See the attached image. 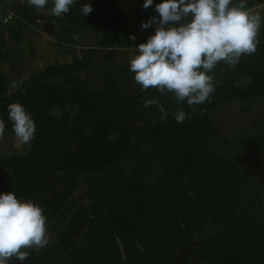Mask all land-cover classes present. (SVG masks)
Wrapping results in <instances>:
<instances>
[{
  "label": "trees",
  "instance_id": "16d2710c",
  "mask_svg": "<svg viewBox=\"0 0 264 264\" xmlns=\"http://www.w3.org/2000/svg\"><path fill=\"white\" fill-rule=\"evenodd\" d=\"M160 2L145 9L144 0H75L68 13L48 20L57 24L60 40H82L88 48L24 78L25 67L17 66L23 52L13 56L7 39L33 21L30 9H40L16 3L14 24L0 26L4 135L17 138L10 103H21L36 124L21 151H0V193L37 204L46 231L56 236L28 249L23 264H264V118L230 139L211 116L230 102L264 99V5L248 4L261 17L256 52L235 67L218 63L209 73V100L190 107L171 93L143 89L121 56L156 27L131 40L129 10L141 31L143 21L159 15ZM87 3L93 10L84 16ZM12 67L15 82L6 75ZM153 97L169 113L183 108L187 118L178 123L169 114L162 121L156 106L144 107ZM79 190L86 203L74 198Z\"/></svg>",
  "mask_w": 264,
  "mask_h": 264
},
{
  "label": "clouds",
  "instance_id": "9594fccd",
  "mask_svg": "<svg viewBox=\"0 0 264 264\" xmlns=\"http://www.w3.org/2000/svg\"><path fill=\"white\" fill-rule=\"evenodd\" d=\"M29 5L41 9L47 0H28ZM52 13L59 17L68 13L75 0H53ZM153 0H144L147 9ZM243 0H161L155 5L159 14L141 23L155 32L146 42L136 45L129 70L143 89H155L161 95L171 93L178 104L192 107L209 100L214 92L213 76L209 73L220 62L235 67L243 55L256 52L260 29L259 13L246 11ZM91 4L81 6L84 16L92 12ZM135 41V35H130ZM145 108L156 106L161 120L171 114L178 123L187 118L183 108L169 113L158 97L143 102ZM8 119L21 143L34 139L36 124L31 113L18 102L8 105ZM5 122L0 120V139ZM48 244L46 217L31 200H21L12 192L0 193V264L15 258L23 264L28 249Z\"/></svg>",
  "mask_w": 264,
  "mask_h": 264
},
{
  "label": "rangeland",
  "instance_id": "374dc122",
  "mask_svg": "<svg viewBox=\"0 0 264 264\" xmlns=\"http://www.w3.org/2000/svg\"><path fill=\"white\" fill-rule=\"evenodd\" d=\"M23 2L24 0H1V2L5 5L4 8H2V11H0V26L7 24L4 23V18L9 14V12H14L12 9V6H14L16 3ZM53 1V0H52ZM28 2V0H27ZM51 2V0H49ZM241 0H232L233 4L240 3ZM245 4V9L248 11L249 6L248 4L251 2H254V8L256 7H262L264 5V0H243ZM124 6H128V2L124 1L122 4ZM29 6V3H28ZM54 7V3L51 2V4H48L44 6L39 11H31L32 15V22H27L26 26L19 29L18 33L13 34V37L11 38L10 33H8L10 36L7 39L8 46H11V48H14L12 55L15 56L17 51L23 52V58L20 64H18V67H25L22 68L24 72H22V75L20 78H24V74H31L35 73L36 70H38L39 67L44 66L47 62L55 59H60L62 61L70 60L74 57V55L79 54L84 47V41L77 40L74 45H70L69 43H66L64 40H60L59 37H57L55 34L58 31L57 24L53 21H49L48 18H58L52 13V8ZM9 10V11H8ZM34 12V13H33ZM15 13V12H14ZM129 25H128V33L131 35H134V33H137L142 35H148L149 34V28H140L142 29L139 31L138 26V15H134V10H129ZM45 16V19L43 18H37V16ZM13 19H11L9 22H12ZM8 22V23H9ZM12 24H14L12 22ZM13 26V25H12ZM17 28V27H15ZM138 29V31H137ZM21 39V40H20ZM20 40V41H19ZM69 48H72V52L69 51V54H66L67 50ZM33 53L35 54L34 56ZM135 49H125L122 51L121 56H126V61L130 62L131 58L136 55ZM21 58L22 56H18ZM124 59H121L120 61L123 62ZM3 60H0V64ZM9 63H4L1 65L2 70L7 71L6 66ZM13 73L6 72V75H11L15 77L10 78L12 79V82H15L18 78L16 75H14V72L17 71L14 67ZM90 74V73H89ZM12 76V75H11ZM12 76V77H13ZM92 80L96 83V85H100L101 78L97 76L96 74L92 73ZM211 116L216 120V123L218 125V128L220 129V122L223 123V126H221L223 133L228 136L230 139H234L237 132L241 128H251L255 127L256 123L264 118V99H258L255 101L247 100V101H239V102H230L222 106L218 110H214L211 112ZM260 116L261 119L258 121V118ZM258 121V122H257ZM260 127V126H259ZM258 129V128H257ZM25 147L23 143H21L18 138H14L13 136H7L4 135L3 139H0V151L6 152L7 154H13L17 151H21V148ZM83 191L79 190L75 193L74 198L79 201L86 203L85 200H79L81 197ZM46 237L48 239V243L53 241L55 239V232L53 230L48 229L46 231Z\"/></svg>",
  "mask_w": 264,
  "mask_h": 264
},
{
  "label": "built area",
  "instance_id": "2783aa9c",
  "mask_svg": "<svg viewBox=\"0 0 264 264\" xmlns=\"http://www.w3.org/2000/svg\"><path fill=\"white\" fill-rule=\"evenodd\" d=\"M15 16L14 12H9V14L4 18V23H8Z\"/></svg>",
  "mask_w": 264,
  "mask_h": 264
},
{
  "label": "crops",
  "instance_id": "0c3cea01",
  "mask_svg": "<svg viewBox=\"0 0 264 264\" xmlns=\"http://www.w3.org/2000/svg\"><path fill=\"white\" fill-rule=\"evenodd\" d=\"M5 7V5L1 2V0H0V11H2V8H4ZM9 11V10H8ZM1 18V17H0ZM13 21H14V19H13ZM12 21V22H13Z\"/></svg>",
  "mask_w": 264,
  "mask_h": 264
}]
</instances>
